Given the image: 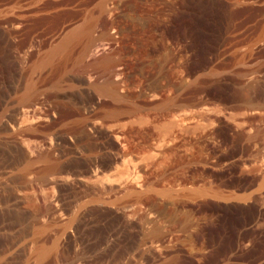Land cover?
Returning a JSON list of instances; mask_svg holds the SVG:
<instances>
[{
	"label": "rangeland",
	"instance_id": "obj_1",
	"mask_svg": "<svg viewBox=\"0 0 264 264\" xmlns=\"http://www.w3.org/2000/svg\"><path fill=\"white\" fill-rule=\"evenodd\" d=\"M0 96V264H264V0H0Z\"/></svg>",
	"mask_w": 264,
	"mask_h": 264
},
{
	"label": "bare ground",
	"instance_id": "obj_2",
	"mask_svg": "<svg viewBox=\"0 0 264 264\" xmlns=\"http://www.w3.org/2000/svg\"><path fill=\"white\" fill-rule=\"evenodd\" d=\"M54 52H55V51H54ZM86 53H87V52H86ZM91 53H92V52H91ZM93 53H94V52H93ZM93 53H92V54H93ZM54 54H55V53H54ZM90 55H91V54H90ZM51 56H52V55H51ZM51 56H50V57H51ZM87 56H88V55H87ZM92 56H94V54H93ZM85 57H86V56H85ZM88 57H89V56H88ZM48 58H49V57H48ZM89 58H90V57H89ZM87 59H88V58H87ZM91 59H92V57H91ZM117 68H118V67H117ZM118 71H119V70H118ZM115 73H116V72H115ZM117 74H118V73H116L115 76H116ZM121 74H122V72L120 73V75H117V76H119V79H121V78H120V77L122 76ZM113 75H114V74H113ZM113 75H112V76L110 75V76H111V77H114ZM111 77H110V78H111ZM188 80H189V78H188ZM188 80H187V81H188ZM190 81H192V80H189V82H190ZM185 83H186V82H185ZM98 84H99V83H98ZM98 84H97V85H98ZM191 84H192V83H191ZM135 85H136V84H135ZM104 86H106V85H104ZM108 88H109V91L111 92L112 89L110 90V87H108ZM113 89H114V88H113ZM118 89H119V88H118ZM122 89H123V88H122ZM102 90H103V89H102ZM106 90H107V89H105V92H106ZM157 90H158V89H157ZM107 91H108V90H107ZM109 91H108V92H109ZM112 91H115V90H112ZM122 91H123V90H122ZM5 92H6V91H5ZM108 92H107V93H108ZM111 93L113 94L114 92H111ZM111 93H110V95H111ZM115 93H116V92H115ZM6 94H7V93H6ZM103 95H104V94H103ZM112 96H113V95H112ZM156 96H157V95H156ZM169 96H170V95H169ZM0 97H1V96H0ZM4 98H5V97H4ZM113 98H114V97H113ZM153 98H154V97H153ZM171 98H172V97H171ZM175 99H176V98H175ZM173 101H174V100H173ZM187 102H188V101H187ZM163 103H164V102H163ZM184 103H185V102H184ZM178 104H179V103H178ZM182 104H183V103H182ZM254 104H255V103H254ZM140 105H141V104H140ZM180 105H181V104H180ZM238 105H239V104H238ZM109 107H110V106H109ZM184 107H185V106H184ZM191 109H192V108H191ZM245 109H247V108H245ZM248 109H251V108H248ZM248 109H247V110H248ZM146 110H147V109H146ZM171 110H172V109H171ZM185 110H186V109H185ZM188 110H189V109H188ZM188 110H187V111H188ZM239 110H240V109H239ZM254 110H255V109H254ZM183 111H184V110H183ZM192 111H193V110H192ZM195 111H196V110H195ZM181 112H182V111H181ZM184 112H185V111H184ZM188 112L191 113V111H188ZM2 113H3V112H2ZM172 113H173V112H172ZM182 113H183V112H182ZM186 113H187V112L183 113V115H184V117L186 116L185 118L188 120V118H187V114H186ZM185 114H186V115H185ZM188 115H189V114H188ZM191 115L194 116L193 113H192ZM175 116H176V115H175ZM175 116H174V117H175ZM180 116H181V115H180V112H179V117H180ZM172 117H173V116H172ZM177 117H178V116H177ZM181 117L183 118V116H181ZM190 117H191V116H190ZM190 117H189V120H188V121H189L190 123H192L191 121H193V119L191 118V119H192V120H191ZM23 118H24V117H23ZM100 118H101V117H100ZM182 118H181V119H182ZM193 118H194V117H193ZM13 119H14V118H13ZM151 119H152V118H151ZM181 119L179 118L178 120H181ZM166 120H167V119H166ZM173 120H174V119H173ZM178 120H177V123H179ZM182 120H183V119H182ZM182 120H181V121H182ZM190 120H191V121H190ZM194 120H195V119H194ZM181 121H180V123H179L180 125H181V123H183V122H181ZM188 121H185V119H184V123H185V122H188ZM197 121H198V120H197ZM126 122H127V121H126ZM169 122H170V121H169ZM147 123H148V122H147ZM165 123H166V122H165ZM170 123H171V122H170ZM190 123H189V124H190ZM193 123H194V121H193ZM4 124H5V122H4ZM185 124H186V123H185ZM2 125H3V124H2ZM2 125H1V127H2ZM6 125H8V124H5V126H6ZM12 125H13V124H12ZM131 125H132V124H131ZM182 125H184V124H182ZM186 125H187V124H186ZM186 125H185V126H186ZM191 125H192V124H191ZM106 126H107V125H106ZM142 126H143V125H142ZM150 126H151V125H150ZM154 126H155V125H154ZM164 126H165V125H164ZM167 126H168V125H167ZM178 126H179V125H178ZM185 126H184V127H185ZM192 126H193V125H192ZM194 126H195V125H194ZM3 127H4V126H3ZM165 127H166V126H165ZM180 127H181V126H180ZM182 127H183V126H182ZM186 127H187V126H186ZM124 128H125V127H124ZM178 128H179V127H178ZM178 128H177V130H178ZM189 128H192V127L189 126ZM158 129H160V128H158ZM181 129H183V128H181ZM186 129H188V127H187ZM117 130H118V129H117ZM177 130H176V132H177ZM194 130H195V129H194ZM159 131H160V130H159ZM162 131H163V129H162ZM184 131H185V130H184ZM192 131H193V129H192ZM169 132H170V131H169ZM169 132H168V133H169ZM181 132H182V131H181ZM181 132H180V133H181ZM187 132H188V131H187ZM190 132H191V131H190ZM171 133H172V131H171ZM171 133H170V134H171ZM174 133H175V132H174ZM191 133H192V132H191ZM117 134H118V133H117ZM156 135H157V134H156ZM194 135H195V134H194ZM0 136H1V135H0ZM115 136H116V135H115ZM118 136H119V134H118ZM182 136H184V135H182ZM192 136H193V135H192ZM163 137H164V136H163ZM177 137H178V136H177ZM177 137H176V139H177ZM185 137H186V136H185ZM187 137H188V136H187ZM189 137H190V136H189ZM174 138H175V137H174ZM179 138H180V137H179ZM165 139H166V138H165ZM170 139H171V138H170ZM176 139H175V140H176ZM188 139H190V138H188ZM192 139H193V137H192ZM181 140H182V139H181ZM91 141H92V140H91ZM177 141H178V140H177ZM184 141H185V140H184ZM159 142H160V141H159ZM159 142H158V143H159ZM175 142H176V141H175ZM182 142H183V141H182ZM154 143H155V142H154ZM88 144H89V143H88ZM162 144H163V143H162ZM162 144H161V145H162ZM189 144H190V143H189ZM155 145H156V144H155ZM155 145H154V146H155ZM173 145H174V144H173ZM79 147H80V146H79ZM122 147H123V146H122ZM155 147H156V146H155ZM179 147H180V146H179ZM79 149H80V148H79ZM126 150H127V149H126ZM79 152H80V151H79ZM95 153H96V152H95ZM92 155H93V154H92ZM84 157H85V156H84ZM94 158H96V157H94ZM100 158H101V157H100ZM64 161H65V160H64ZM97 161H98V160H97ZM116 161H117V160H116ZM88 162H89V161H88ZM97 166H98V165H97ZM55 167H56V166H55ZM75 168H76V166H75ZM92 171H94V170H92ZM98 171H99V170H98ZM94 172H95V171H94ZM104 173H105V172H104ZM95 175H96V173H95ZM101 175H102V174H101ZM104 175H105V174H104ZM73 176H74V175H73ZM102 176H103V175H102ZM138 176H139V175H138ZM140 176H141V175H140ZM68 177H69V176H68ZM68 177H67V178H68ZM94 177H95V176H94ZM74 178H75V177H74ZM79 178H80V177H79ZM95 178H96V177H95ZM138 178H139V177H138ZM138 178H137V179H138ZM59 179H60V178H59ZM80 179H82V178H80ZM133 179H134V178H133ZM135 179H136V178H135ZM141 179L143 180L142 177H141ZM82 180H83V179H82ZM84 180H86V179H84ZM84 180H83V181H84ZM91 180H92V179H91ZM96 180H97V178H96ZM131 180H132V179H131ZM139 180H140V179H139ZM87 181H88V179H87ZM133 181H135V180H133ZM133 181H132V182H133ZM146 181H147V179H146ZM148 181H149V180H148ZM137 182H139V181H137ZM143 182H144V181H143ZM143 182H142V183H143ZM89 183H90V182H89ZM134 183H135V182H134ZM135 185H136V184H135ZM138 185H139V184L137 183L136 186H137V187H140V186H138ZM140 185H141V183H140ZM144 185H145V184H144ZM141 186H143V184H142ZM143 187H144V186H143ZM146 187H147V184H146ZM177 189H178V188H177ZM141 190H142V189H141ZM192 190H193V188H192ZM168 192H169V191H168ZM90 194H91V193H90ZM87 195H88V194H87ZM84 196H85V195H84ZM89 196H90V195H89ZM100 196H101V195H100ZM87 197H88V196H87ZM108 197H109V196H108ZM90 198H91V197H90ZM98 199H99V198H98ZM112 200H113V199H112ZM91 201H92V200H91ZM95 201H97V199H96ZM100 201H101V200H100ZM106 201H107V200H106ZM75 203H76V202H75ZM81 203H82V202H81ZM85 203H87V202H85ZM92 203H93V202H92ZM92 203H91V204H92ZM94 203H95V202H94ZM96 203H97V202H96ZM100 203H101V202H100ZM111 204H112V203H111ZM85 205H86V204H85Z\"/></svg>",
	"mask_w": 264,
	"mask_h": 264
}]
</instances>
